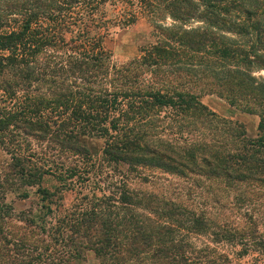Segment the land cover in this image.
<instances>
[{"label":"trees","instance_id":"obj_1","mask_svg":"<svg viewBox=\"0 0 264 264\" xmlns=\"http://www.w3.org/2000/svg\"><path fill=\"white\" fill-rule=\"evenodd\" d=\"M105 1L0 0V190L44 197L43 175L90 173L81 135L102 138L101 160L123 169L113 184H79L63 213L47 207L48 227L30 211L9 225L0 195V264H74L84 251L102 264H242L222 245L264 254L252 211L264 205V0H125L151 17L152 41L121 63L91 31ZM205 94L257 115L255 136ZM154 173L189 193L220 185L240 214L216 191L196 207L130 184Z\"/></svg>","mask_w":264,"mask_h":264},{"label":"rangeland","instance_id":"obj_2","mask_svg":"<svg viewBox=\"0 0 264 264\" xmlns=\"http://www.w3.org/2000/svg\"><path fill=\"white\" fill-rule=\"evenodd\" d=\"M2 3L3 2H0V6ZM96 16L99 18L100 23L98 27L92 28L91 31L97 38V46L106 50L117 63L125 62L136 56L141 46L147 45L152 41L151 17L145 15L137 4L128 5L125 0H106L97 8ZM164 21L169 22L170 20L166 18ZM258 74L264 75V71ZM201 101L218 115L243 123L249 136H255L257 133V115L246 113L242 109L230 105L226 99L216 94L202 95ZM79 141L84 143L90 151V161L88 164L91 163L93 166L90 173H85L80 169V172L72 178H70V176L66 177L64 173H61V178L63 179H60L56 174L52 173L43 175L39 184L50 192V195L44 197L37 193V186L0 190V195H3L2 202L9 206V209H7L11 215L9 225L21 224L20 221H17L15 218H18L23 212L26 213L30 211L32 216H36L35 220H40L42 217L48 227L51 224L49 216H42L46 214L47 207L53 211L52 215L63 213L64 210L68 209L75 201L79 184L87 185L88 188L90 186L94 187L95 184H113L112 182L117 181L116 176L123 174V169L117 164L101 160L102 138L95 135H81ZM84 161L77 155H69L66 159V163L78 164L82 169H84L86 165ZM98 176H104V178L107 176V178L104 182H95V178ZM153 176L157 178L153 179L154 177H152V174H149L150 179H153V181L147 183L130 179L129 181L130 184L141 189L153 190L155 192L164 191L166 194L180 198L183 201L185 200L196 207L202 206L204 201L213 197L209 192L216 191V196L221 198L220 208L224 213L230 214L231 218L235 219L236 216L240 214L238 209L229 201L230 196H226V193H222L220 185L216 186V184L206 183L195 184V186H191V192L189 193L187 186L190 184H177V181L174 179L171 181L168 178H163L159 176V173H154ZM85 178L89 179L87 180ZM85 191L86 190L83 192ZM263 206L264 205H255L252 210L254 213L258 214V218L255 221L258 224L259 232H264ZM241 215L242 220L240 221L244 224V220L247 219V216L243 213ZM6 225H8V223H6ZM192 238L193 236L191 239ZM198 238L203 240L202 236ZM192 240L198 243L197 239ZM244 248L246 253L243 256H238L235 254V252L239 250L238 246L233 248L229 245L220 246V250L229 253L233 261L242 264H264V254L254 251L252 247L247 245L244 246ZM74 264L102 263L92 252L84 251L82 258L75 260Z\"/></svg>","mask_w":264,"mask_h":264}]
</instances>
